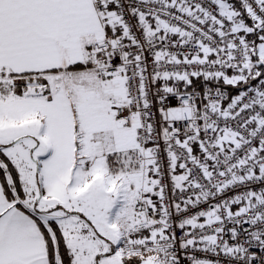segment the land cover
<instances>
[{
    "label": "snow or ice",
    "instance_id": "6c2138e0",
    "mask_svg": "<svg viewBox=\"0 0 264 264\" xmlns=\"http://www.w3.org/2000/svg\"><path fill=\"white\" fill-rule=\"evenodd\" d=\"M0 264H264V0H0Z\"/></svg>",
    "mask_w": 264,
    "mask_h": 264
}]
</instances>
